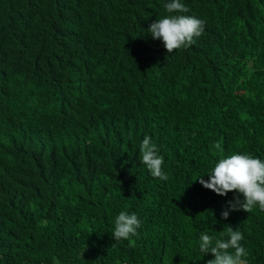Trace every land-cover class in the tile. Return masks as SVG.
Wrapping results in <instances>:
<instances>
[{
  "label": "trees",
  "instance_id": "16d2710c",
  "mask_svg": "<svg viewBox=\"0 0 264 264\" xmlns=\"http://www.w3.org/2000/svg\"><path fill=\"white\" fill-rule=\"evenodd\" d=\"M167 2L0 0V264H207L199 234L229 227L264 264V210L223 219L238 194L195 181L264 160V0H181L204 31L173 53L148 30ZM120 212L137 236L113 239Z\"/></svg>",
  "mask_w": 264,
  "mask_h": 264
},
{
  "label": "clouds",
  "instance_id": "9594fccd",
  "mask_svg": "<svg viewBox=\"0 0 264 264\" xmlns=\"http://www.w3.org/2000/svg\"><path fill=\"white\" fill-rule=\"evenodd\" d=\"M164 8L169 15L153 21L148 30L154 40L162 41L168 53L189 47L195 42V38L202 35L204 21L184 15L189 10L181 0H169ZM157 151L151 138L145 136L140 146L141 162L154 178L166 181L168 177L162 170L164 158L157 155ZM205 175L209 177L208 180L204 179ZM195 181L220 196H226L229 192L238 194L228 201V208L221 213L223 219L228 218L230 210L250 212L255 206L264 210V160L251 154L234 153L220 158L207 174L200 175ZM140 226L141 221L136 214L120 212L115 219L112 237L116 241L127 240L139 234L137 229ZM224 236L227 239L214 238L204 232L199 234L200 252L214 256L207 264H248L245 259L248 253L240 244L243 240L242 233L229 227L227 233L221 232V237ZM56 264H60V261L57 260Z\"/></svg>",
  "mask_w": 264,
  "mask_h": 264
}]
</instances>
